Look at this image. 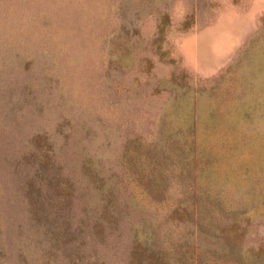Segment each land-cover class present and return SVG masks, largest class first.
<instances>
[{
  "label": "rangeland",
  "instance_id": "rangeland-1",
  "mask_svg": "<svg viewBox=\"0 0 264 264\" xmlns=\"http://www.w3.org/2000/svg\"><path fill=\"white\" fill-rule=\"evenodd\" d=\"M134 250L264 264V0H0V264Z\"/></svg>",
  "mask_w": 264,
  "mask_h": 264
},
{
  "label": "trees",
  "instance_id": "trees-1",
  "mask_svg": "<svg viewBox=\"0 0 264 264\" xmlns=\"http://www.w3.org/2000/svg\"><path fill=\"white\" fill-rule=\"evenodd\" d=\"M158 169H159V166L158 165H155ZM160 180L159 182H157V184H160ZM195 200V199H194ZM179 205H181V203L178 202ZM172 218L174 219H177V220H181L182 219V214L183 212L180 211L177 207H174V209L172 210ZM241 225L238 224L237 221H234L233 223H231L230 225V228L231 229H235L234 233L233 234H222V238L232 244V243H238L241 239H242V235L244 233V228L239 229ZM263 252V246L260 245L259 249L257 251H255L257 254H261V252ZM136 252V253H135ZM138 254V255H137ZM142 254H143V250H134L132 252V257H131V261H130V264H147V261H146V257H145V261L142 260Z\"/></svg>",
  "mask_w": 264,
  "mask_h": 264
}]
</instances>
